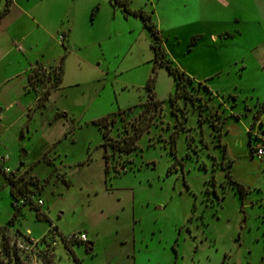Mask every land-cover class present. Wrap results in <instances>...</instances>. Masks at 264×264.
Returning <instances> with one entry per match:
<instances>
[{
	"label": "rangeland",
	"instance_id": "obj_1",
	"mask_svg": "<svg viewBox=\"0 0 264 264\" xmlns=\"http://www.w3.org/2000/svg\"><path fill=\"white\" fill-rule=\"evenodd\" d=\"M126 1L151 16L194 99L170 101L149 31L109 0H16L0 20V154L8 174L38 180L8 227L0 171V264H264V160L250 152L264 131V0ZM149 79L160 111L136 148L102 147L96 121L114 117L109 137L123 136ZM55 228L87 241L69 252L55 235L46 260L15 251Z\"/></svg>",
	"mask_w": 264,
	"mask_h": 264
},
{
	"label": "trees",
	"instance_id": "obj_2",
	"mask_svg": "<svg viewBox=\"0 0 264 264\" xmlns=\"http://www.w3.org/2000/svg\"><path fill=\"white\" fill-rule=\"evenodd\" d=\"M111 4L121 9V11L125 15H132L134 17H138L143 26L149 31L152 41H151V49L154 54V60L158 62L160 65L165 67L167 72L172 75L174 83H175V91L170 97V101L173 102L175 97H183L184 99H194L189 94H186L185 88L188 84H191V79L184 74V72L180 71L178 68L174 67L172 62L166 57V54L161 46V39L158 35V31L156 26L153 24L151 20V16L142 11V10H131L129 8V4L126 0H109ZM11 3V0H5V7L0 12V19L4 16V14L8 11V7ZM61 77V70L56 72L54 83L55 85L60 82ZM29 80V78H28ZM39 81V80H38ZM38 81L34 82V85L38 83ZM153 88V79H149L146 83V91H147V100L144 104H141L136 112V114L140 113V119L137 121L136 125H133L130 130L123 128V136L119 137L117 140H112L109 137V133L111 131L112 126L115 124V118L114 117H103L96 121V125L98 127V130L101 134L102 138V144L101 146H107L109 147L113 152L117 153H130L132 150L136 148L135 142L137 139L147 131L149 126L151 125L152 121L156 118L160 111V101L155 99L154 92L152 91ZM137 108L136 106L134 107ZM264 108V106H263ZM262 108V109H263ZM131 109V108H129ZM127 109V110H129ZM141 109V110H140ZM150 112V113H149ZM124 113V112H123ZM146 113H148L146 115ZM137 116V115H136ZM213 128L215 126L211 125ZM217 130V128H215ZM218 142H220V135L217 133ZM171 147L173 146V137L170 139ZM222 151L224 152L225 146L224 144L221 145ZM251 155H253V150L250 148ZM2 172V170L0 169ZM3 173V172H2ZM7 184L9 185V194L12 199V206L14 208L13 214L11 218L7 222V226L11 227L14 224V221L18 216H20V209L22 205L29 204L31 205V196L33 195V189L38 184V180L34 179L33 181H22L19 178H16L17 176L15 173L12 174H5ZM226 177L231 185H233L235 191L239 193L240 197L243 196L246 193L245 188L236 181L232 180V178L226 174ZM40 187H42V184H40ZM31 188V189H30ZM40 200V199H37ZM34 210L37 212V216L39 218L45 219L44 214L39 212L40 206H38L35 202L34 204ZM56 230V228H55ZM24 234L21 236L23 237ZM82 244V243H78ZM70 246H65L67 250L70 252ZM86 250H90L91 243H86ZM74 264H80L76 259L73 258Z\"/></svg>",
	"mask_w": 264,
	"mask_h": 264
},
{
	"label": "built area",
	"instance_id": "obj_3",
	"mask_svg": "<svg viewBox=\"0 0 264 264\" xmlns=\"http://www.w3.org/2000/svg\"><path fill=\"white\" fill-rule=\"evenodd\" d=\"M59 40L63 41L64 36L60 35ZM253 156H255L259 160H264V141L262 139H258V143L253 147ZM8 161L7 155L0 154V169L3 173L8 174L9 169L5 165ZM36 204L38 206L42 205L41 200H36ZM48 236H43L40 238H33L29 234H24L23 237L19 236L14 243L15 251L23 255L24 257L30 256L34 260H46L50 259L53 255V249L56 245V241L54 236L58 235L60 240L65 246L85 243L87 241V237L84 233H71L67 235H60L56 230L51 229Z\"/></svg>",
	"mask_w": 264,
	"mask_h": 264
},
{
	"label": "crops",
	"instance_id": "obj_4",
	"mask_svg": "<svg viewBox=\"0 0 264 264\" xmlns=\"http://www.w3.org/2000/svg\"><path fill=\"white\" fill-rule=\"evenodd\" d=\"M24 1H26V0H24ZM16 4V0H11V3H10V5H9V7H8V11L6 12V13H8V12H10V10L12 9V7H14V5ZM4 7H5V0H0V12L4 9ZM5 13V14H6ZM4 14V15H5ZM19 16L20 17H27L28 16V12L27 11H25V10H23V9H19ZM22 15V16H21ZM2 18V17H1ZM1 20V19H0ZM12 36H14L13 35V33H10L9 35H5V37H6V39H7V44L10 42L11 44L13 43L12 42ZM64 39H65V36H64ZM10 52H11V50H10V48L8 47V45H6L5 47H3L1 50H0V55H3V56H8L9 54H10ZM38 66V65H37ZM2 111V110H1ZM0 111V112H1ZM262 117H263V114L260 116V121L262 122ZM56 231H57V229H56ZM58 232V231H57ZM25 234H29L28 232H26Z\"/></svg>",
	"mask_w": 264,
	"mask_h": 264
},
{
	"label": "water",
	"instance_id": "obj_5",
	"mask_svg": "<svg viewBox=\"0 0 264 264\" xmlns=\"http://www.w3.org/2000/svg\"><path fill=\"white\" fill-rule=\"evenodd\" d=\"M0 111H1V109H0ZM259 139H262L264 141V131H261L259 133Z\"/></svg>",
	"mask_w": 264,
	"mask_h": 264
}]
</instances>
